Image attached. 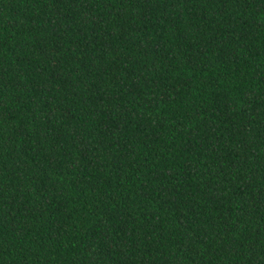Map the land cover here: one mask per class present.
Returning <instances> with one entry per match:
<instances>
[{
    "label": "trees",
    "instance_id": "obj_1",
    "mask_svg": "<svg viewBox=\"0 0 264 264\" xmlns=\"http://www.w3.org/2000/svg\"><path fill=\"white\" fill-rule=\"evenodd\" d=\"M0 264H264V0H0Z\"/></svg>",
    "mask_w": 264,
    "mask_h": 264
}]
</instances>
